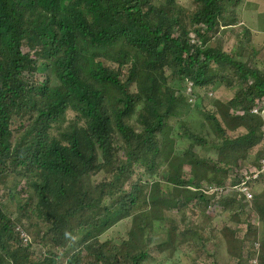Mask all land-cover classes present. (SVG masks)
<instances>
[{
	"label": "trees",
	"instance_id": "16d2710c",
	"mask_svg": "<svg viewBox=\"0 0 264 264\" xmlns=\"http://www.w3.org/2000/svg\"><path fill=\"white\" fill-rule=\"evenodd\" d=\"M188 1L189 12L177 0H0V184L11 179L7 188L16 207L13 217L0 197V264H58L56 251L38 256L34 243L73 249L66 264H144L143 237L151 223L142 203L156 210L153 218H163L175 202L193 200L198 206L191 214H205L214 195L192 190L190 174L199 186L207 172L199 170L209 168V181L219 183L238 159L252 155L258 164L264 157L263 122L249 111L264 100V72L209 44L236 25L238 0ZM192 34L200 43L190 42ZM118 46L132 53L111 54ZM166 71L182 81L183 94L185 80L191 81V96L216 81L241 85L225 107L204 114L214 133V158L198 153L204 137L185 128L195 143L178 165L169 161L165 181L174 186L162 190L155 180L159 154L181 96L167 84ZM39 72L44 79L25 82V74ZM239 128L244 131L227 133ZM184 160L189 173L181 172ZM22 179L28 191L19 196L14 187ZM259 183L264 176L256 188ZM238 184L233 177L230 185ZM238 197L232 191L218 202L235 221L244 220L252 236L244 242L230 230L231 259L243 264V244L253 241L252 260L264 264V245L254 231L263 229V241L264 199L256 194L247 206ZM251 211L257 225L248 219ZM126 217L120 242L102 237ZM167 220L170 230L180 228L176 217ZM185 221L182 216V234L195 236V225ZM18 226L28 233L27 244Z\"/></svg>",
	"mask_w": 264,
	"mask_h": 264
},
{
	"label": "rangeland",
	"instance_id": "374dc122",
	"mask_svg": "<svg viewBox=\"0 0 264 264\" xmlns=\"http://www.w3.org/2000/svg\"><path fill=\"white\" fill-rule=\"evenodd\" d=\"M178 4L186 11L189 12L192 9V4L188 0H177ZM237 22L235 26H229L221 29L218 34L211 38L209 44L219 43L224 51L232 54L235 60L240 62L253 61L255 66L264 72V0H238L236 5ZM244 30L247 31L246 36H243ZM23 50L28 51V48L24 45ZM121 51L130 52L127 48L118 46L112 50L111 54H118ZM228 77L231 76L229 71L225 73ZM167 84L173 87L180 99L177 103L175 114L169 118L168 125L164 132L165 141L161 146V152L159 154V161L157 165V178L162 190H167L174 185H169L165 181L166 168L169 167V161H175L178 165L182 160L183 151L188 148L192 143H195L184 132L185 128H189L194 132H199L205 139V142L196 144V150L201 156H210L214 158L217 151L210 143L214 139V133L210 124L205 120L204 114L208 111L216 112L218 107H225L227 99L232 97L241 83L237 80L233 82L231 86H227L224 82L216 81L213 85L205 87V93L203 91L196 92V96H186L182 93L183 83L179 81L175 76H172L171 72L166 71ZM45 77V72L35 73L34 75L25 74L24 80L26 83L34 82L35 80H42ZM207 93V94H206ZM208 93H211L210 95ZM73 111L68 113V117L72 118ZM242 128L236 131H227L229 135H236L243 132ZM252 154V153H251ZM250 158V159H249ZM247 159H238L236 168L232 170V173L228 178L221 177L219 183L209 181L212 177L213 171L206 169H200V175L206 170L204 177L201 178L200 185L195 184V175L190 174L188 177L189 184L192 190L198 188V190L205 191V193H212L214 198L211 200L212 204L208 206V212L202 214L197 212L195 215L191 214L190 209L196 208L194 200L191 203L183 204L176 203L174 207H169V210L163 211V218H153L157 214L156 210L151 206L145 205L142 202V207L145 213L148 215V221L151 223V229L149 233H145L143 240L146 242L148 249L144 264H236L231 259L229 250L233 248L234 244L230 236V230L233 229L237 237L245 241L252 238L251 235L246 236L247 223L244 220L235 221L234 215L228 210H224L218 202L221 197L229 192H236L239 194V198H242L247 202V206H250L254 195L258 194L261 199H264V183H259L258 187H252V195L250 198H243V192L239 188L231 186V180L233 176H237L239 166L244 163H254L252 155ZM183 169L181 172L189 173V167L184 160ZM217 172L221 173V169L218 168ZM96 178H99L96 177ZM13 186L11 179L6 181V185L0 184V197L4 203V207L7 212L13 217L16 216V207L14 201L10 198V191L7 187ZM15 190L20 195H26L28 187L26 185V179H22L15 187ZM256 188V190H255ZM149 186L144 191L147 192ZM181 190V189H180ZM252 200V201H251ZM194 204V205H193ZM162 207L159 206V210ZM133 214L138 212V209L134 208L131 211ZM168 216L176 217L177 224L180 228L170 230V224L167 220ZM185 216V223L195 225L197 234L195 236L182 234L180 219ZM129 217L120 220L118 223L112 225L106 230L102 237L110 238L115 242H120V236L123 235L125 227L124 223L129 221ZM250 223L257 225L258 218L254 211L250 212ZM186 223V224H187ZM255 235L260 238L261 243L264 245L263 229L258 225L255 226ZM229 229V230H228ZM183 231V232H182ZM236 238V236H234ZM149 239V241H147ZM243 242V243H244ZM161 243V246L157 247ZM244 246V256L242 255L243 264H251L253 245ZM56 251L59 259L58 264H66L68 256L73 249H64L62 247L55 248L54 245H40L34 243L31 250L38 256H45L49 250ZM258 249V246H257ZM251 252V255H250ZM258 264V262H257Z\"/></svg>",
	"mask_w": 264,
	"mask_h": 264
},
{
	"label": "built area",
	"instance_id": "2783aa9c",
	"mask_svg": "<svg viewBox=\"0 0 264 264\" xmlns=\"http://www.w3.org/2000/svg\"><path fill=\"white\" fill-rule=\"evenodd\" d=\"M191 43H198V38L195 35H191ZM185 94L191 95L193 84L188 79L185 80ZM250 112L258 115L262 120V130H263V140H264V100L254 105ZM264 176V157H262L258 164L256 163H244L239 166L237 176H233L238 179L239 184L236 188H239L243 192V198H250L252 195V187L255 185L256 181ZM17 232L19 233L24 244H27L30 240L28 233L24 230L22 226L17 227ZM251 264H256L255 260H251Z\"/></svg>",
	"mask_w": 264,
	"mask_h": 264
},
{
	"label": "clouds",
	"instance_id": "9594fccd",
	"mask_svg": "<svg viewBox=\"0 0 264 264\" xmlns=\"http://www.w3.org/2000/svg\"><path fill=\"white\" fill-rule=\"evenodd\" d=\"M201 28H203L202 26H200ZM192 35H195L196 37H197V35L196 34H192ZM198 38V37H197ZM191 42V41H190ZM198 43H200V39L198 38ZM195 44H197V43H195ZM186 95V94H185ZM210 95V94H209ZM240 107H237V109H239ZM250 111V110H249ZM252 113V112H251ZM254 114V113H253ZM256 115V114H255ZM258 116V115H257ZM259 117V116H258ZM260 118V117H259ZM258 181V180H257ZM257 181H256V183H257ZM256 183H255V185H256ZM254 185V186H255ZM254 186H253V188H254ZM24 244V243H23Z\"/></svg>",
	"mask_w": 264,
	"mask_h": 264
}]
</instances>
